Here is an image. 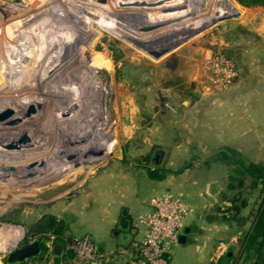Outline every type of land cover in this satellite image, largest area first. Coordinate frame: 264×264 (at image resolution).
<instances>
[{"label": "rangeland", "instance_id": "374dc122", "mask_svg": "<svg viewBox=\"0 0 264 264\" xmlns=\"http://www.w3.org/2000/svg\"><path fill=\"white\" fill-rule=\"evenodd\" d=\"M77 1L83 0H0V129H8L6 133H0L1 172L15 176L22 175V170L37 167L40 168L38 171L44 172L40 166L47 165L44 162H48V158L39 155H44L47 151L35 146L33 149H25L27 145L22 146V142L40 143L45 148L53 145L52 147L59 149L63 144L71 143V136H74L75 131L89 128L92 137L84 138L87 143L85 147L82 143L76 146L82 151L79 156L72 158L70 155L68 162L64 161L63 156L51 157L49 163L56 167L59 165L53 172L37 175L35 178L30 175L15 176V180L7 177L9 175L0 178V264H6V256L10 251L33 240L39 241L45 250H49L54 239L52 231L45 238L38 232L44 220L48 217L67 220L74 213L81 220L85 219L86 212L83 208H91L90 201L87 200L91 194V184L100 182L98 179L115 165L138 173H144L147 167L152 166L147 158H142L147 150V133L153 131L158 123L173 121L176 118L174 108L180 106L183 99L199 97L208 86L216 89L209 80L206 83L198 74L202 67L205 70V63L200 62L202 52L207 49L205 46L209 45L213 37H218V29L226 21L221 19L225 15L234 16L238 11L232 0H187V4L184 0H177V3L176 0L174 3V0H158V5L153 2L149 6L148 3L147 7L153 8L146 9L144 6L145 11H152L154 5L160 6L162 3L166 6L185 5L180 8L183 11L178 9L182 13L187 8L193 10L182 21L177 22L182 24L177 29H165L168 28L167 25L129 31L123 29V33L129 32L123 38L116 31H108L101 23V18L96 20L87 15L80 17V13L75 14L71 6H79ZM93 1L99 6H108V0ZM89 2L86 0L83 5L88 8ZM190 2L195 4L194 7H190ZM135 5L137 7L134 8L139 9L141 1H123L119 11H123L124 6L127 8ZM38 11L46 12L49 18L58 22L57 27L48 17L44 18L45 15L38 16L37 21L33 22L31 19ZM171 12L178 11L167 13ZM149 14L143 13V19H148ZM190 20L193 23L188 22ZM44 22L51 23L39 35L36 27ZM138 31H142V36L145 37L143 42H138L133 37ZM55 33V39L48 40V35ZM9 40L14 42L10 43ZM213 52L212 55L217 53ZM67 55L71 57L67 59L68 63L67 60L65 63L60 61V66H56L58 68L49 69V59L57 61ZM72 67L77 68L73 70ZM64 70L70 71L66 78L61 73ZM85 71L98 79L96 81L100 82L102 92L89 89L86 81L88 76L81 75ZM33 95L44 99L42 102L38 99L30 100L35 98ZM93 97L98 102L94 103L95 106L99 105L92 106L94 110L88 107L93 102ZM66 99L73 106L66 104ZM60 102H63L61 108L57 106ZM17 108H23L20 114H17ZM65 108L70 109V112L64 114ZM98 114L103 115L106 122L95 120L90 123V117L98 119ZM24 116L25 119L32 116H37L38 119H30L32 123L25 121L26 125H22L20 119ZM102 125L105 126L101 133L98 128ZM16 126H23L21 129H25L12 131L11 128L19 130ZM22 133H27V138H22ZM61 135L71 139L64 143L56 140ZM77 139L82 140H75ZM12 144L15 145L13 149L9 147ZM2 147L10 148L15 154L31 150V154L26 153V162L37 165H29L22 160L17 165V161L12 163V160L4 158ZM49 152L50 150L47 154ZM227 155L232 157L229 159L232 165L228 167V176L234 169L247 170L239 166L237 160L243 161L245 166L249 162L231 152ZM18 156L21 158L23 154ZM13 159L16 160L17 157ZM6 160L9 163L7 166L3 164ZM225 160L228 161L227 158ZM16 171L20 173L15 174ZM241 177V184L238 183V178L234 181L229 179L232 187L225 197L230 205L219 211V216L225 219L224 225L229 227V233L236 237L234 248L227 250L230 237L222 238L217 243L224 247H219L218 252L213 249L210 264H264L262 239L249 246L251 239L253 242V234L250 233L254 218L264 198V169L258 171L253 168L250 174L243 173ZM67 206H71L72 210ZM19 229L22 230V236L14 243L13 234ZM75 232L77 230L72 228L70 235H76ZM260 242L262 247H256ZM258 251L262 256L257 255ZM197 256L194 249L181 250L173 256V264H202L198 262ZM224 257L227 259L223 260Z\"/></svg>", "mask_w": 264, "mask_h": 264}, {"label": "crops", "instance_id": "0c3cea01", "mask_svg": "<svg viewBox=\"0 0 264 264\" xmlns=\"http://www.w3.org/2000/svg\"><path fill=\"white\" fill-rule=\"evenodd\" d=\"M232 1L238 8L236 17L220 25L218 37L205 46L200 62L205 63L213 51L222 52L235 63L234 81L218 91L208 86L199 97L183 99L174 108L172 123H158L147 133L142 158L152 166L144 173L115 165L100 182L92 183L87 198L91 208H83L85 219L76 213L67 220L55 217L65 229L52 235L50 249L40 252V263L45 257L51 261L59 257L60 264H72L66 242L88 235L105 253L106 264H134L136 247L145 234L134 219L150 211L151 198L164 192L179 196L189 208L183 231L194 228L184 244L171 248L169 264L185 249H194L199 263L210 264L213 249L218 252L223 245L217 242L225 237H230L226 249L234 248L236 237L219 216L230 205L225 196L232 187L221 157L234 151L245 162L264 165V6L244 7ZM198 74L208 82L203 67ZM122 211L129 222L125 231L118 227ZM72 228L76 235H70ZM29 260L21 264H33Z\"/></svg>", "mask_w": 264, "mask_h": 264}, {"label": "bare ground", "instance_id": "6f19581e", "mask_svg": "<svg viewBox=\"0 0 264 264\" xmlns=\"http://www.w3.org/2000/svg\"><path fill=\"white\" fill-rule=\"evenodd\" d=\"M87 1H90L89 2V7L88 8H86L83 4L84 3H86V0H83L82 2L81 1H77V5H79V6H74V4L71 6V7H73L72 9V11H74L75 12V14H79L80 13V17H81V15L83 16V17H85V15H87L88 16V18H91V19H100L101 18V20H102V22L101 23H103V25H104V27H106V29H108V31L111 29V30H113V31H116V33H119L120 34V36H123V38H126V36H127V34H129V32H124L123 33V29H128V31H129V29L131 30V29H136V28H149V27H161V26H165V25H167V27L168 28H165V29H177V27H179V26H181L182 24H180V23H177V22H179V21H182L183 20V18L184 17H186L187 15L186 14H191L192 13V10L189 8H187L186 9V11H184L183 13H182V9H180V8H183V7H185V5H183L182 7L181 6H179L180 4H176V5H168V6H166L165 4L163 5V3L160 5V6H157L158 5V0L157 1H153V0H108V6H106V7H103V6H99V5H97V4H95L94 2L95 1H93V0H87ZM123 1H125V3H130V2H139V1H141V4H142V6L140 7L139 6V9L138 8H134V7H137L136 5L135 6H127V8H125V6H124V8H123V11H119V8L121 7L120 5H121V2L123 3ZM159 1H161V0H159ZM165 0H163L162 2H164ZM178 1H180V0H178ZM182 1V0H181ZM192 1V0H191ZM157 3V5H154V9L152 10V11H148L150 14H149V16H148V19H146L145 20V18L143 19V13L145 14V13H148L147 11H145V9H144V6H146V9H148V8H153V7H147V5H149L148 3H150V5L149 6H151V4L152 3ZM168 2V1H167ZM175 2V0L173 1V3ZM184 2H186V4H187V0H184ZM183 2V3H184ZM193 2V1H192ZM196 2V1H195ZM198 2V1H197ZM68 3V2H67ZM88 3V2H87ZM153 3V4H154ZM161 3V2H160ZM159 3V4H160ZM166 3V2H165ZM176 3H177V0H176ZM152 4V5H153ZM169 4H171V2L169 3ZM190 4H191V2H190ZM189 4V5H190ZM101 5H104L102 2H101ZM189 5H187V7L189 6ZM192 5L193 4H191V6L190 7H192ZM195 5V4H194ZM194 5H193V7H194ZM120 6V7H119ZM155 6H157L156 8H155ZM129 7H131V8H129ZM76 9V10H75ZM122 9V8H121ZM178 9H180V10H182V11H180L179 12V10ZM172 10H176V11H178V12H175V13H167V12H169V11H172ZM73 12V13H74ZM166 12V13H165ZM174 12V11H173ZM41 15H45L44 16V18H49V16H48V14L46 13V12H44V11H38V12H36V13H34V15H33V18L34 17H36L34 20H33V18L31 19L33 22H36L37 21V19L39 18L38 16H41ZM150 17V18H149ZM51 21H53V25L54 26H56L57 24H58V22H55V20L54 19H52L51 17L49 18ZM48 19V20H49ZM79 19V18H78ZM173 19V20H172ZM196 19V18H195ZM57 20V19H56ZM197 20V19H196ZM192 21H193V19H192ZM195 21V20H194ZM24 22H27V21H24ZM97 22V21H96ZM188 22H191V20L190 21H188ZM187 22V23H188ZM49 23H51V22H44V23H42V24H40V26H38V27H36V33L37 34H39L40 35V33H41V31H42V29L43 28H46L47 29V25L49 24ZM191 23H193V22H191ZM188 25V24H187ZM52 26V25H51ZM183 26H186V24H184ZM49 27H50V25H49ZM57 27V26H56ZM100 28V27H99ZM181 28V27H180ZM49 29H51V28H49ZM105 29V28H104ZM110 30V31H111ZM107 31V30H106ZM55 32V31H54ZM142 31H138V32H136V33H134V35H133V37L135 38V40H137L138 42H143V40H145V37L144 36H142V33H141ZM123 33V34H122ZM55 37H56V33H55V35H53L52 34V36H49L48 35V40H51V39H55ZM9 42L10 43H12V42H14V40L11 42L10 40H9ZM62 57H64V59H60V58H58L57 59V61H52V59H49L50 60V66H49V69L51 70L52 68L51 67H54L53 68V70L54 69H56V68H58V67H56L57 65H59L60 63H58V62H63V63H65L66 62V60L67 59H70L71 57H70V55H67V56H62ZM60 59V60H59ZM67 63H68V60H67ZM60 66V65H59ZM73 68V70H76V68L77 67H72ZM69 71V70H68ZM67 70H64V71H62L61 73L63 74V75H65L64 76V78H66L67 76H68V73H70V71L68 72ZM52 72V71H51ZM64 72V73H63ZM81 75H83L84 77L87 75L88 76V78L86 79V81H87V85H88V87H89V89H91V90H94L95 89V91L96 92H102L101 91V86H99L100 85V82L98 83L96 80H98V79H96L95 77H94V75L93 74H90L89 75V73H88V71H85L84 73H82ZM66 81V80H65ZM66 83V82H65ZM30 93V92H29ZM32 93V92H31ZM31 97V96H30ZM33 97H35V98H33V99H30V100H36V99H38L39 101H41L42 102V100L44 99L42 96H39V97H37V96H35V95H33ZM94 98V97H93ZM96 98V97H95ZM92 99L93 100V102L92 103H89V105H88V107H90L91 109H93L94 110V106H95V104H98V102H97V100L96 99ZM37 100V101H38ZM38 101V102H39ZM30 102V101H29ZM65 103L66 104H69V105H71V103L70 102H68L67 101V99H66V101H65ZM95 103V104H94ZM63 104V102H60L59 103V105H57L58 107H60L61 108V105ZM101 104V103H100ZM71 106H73V105H71ZM93 106V107H92ZM99 106V105H98ZM98 106H95V107H98ZM19 108V107H18ZM17 108V110H18V112L19 113H17V114H20L21 112H22V110L21 109H23V108H21V109H18ZM89 108V110H91ZM74 109V108H73ZM16 110V111H17ZM70 109H67V108H65V111L63 112L64 114H65V112H68ZM82 110V109H81ZM84 110V109H83ZM100 110H101V107H100ZM15 110H14V112H16ZM70 112V111H69ZM73 112V111H72ZM95 112V111H94ZM39 113V112H38ZM42 113V112H41ZM62 113V114H63ZM78 113V112H77ZM76 113V114H77ZM82 113V112H81ZM16 114V113H15ZM23 114V113H22ZM36 114V113H35ZM75 114V115H76ZM92 114L94 115V113L92 112ZM32 115H34V114H32ZM38 115V114H37ZM40 115V114H39ZM42 115V114H41ZM80 115V114H79ZM14 116V115H13ZM98 116H100V117H98ZM98 119H96V117H90V123L91 122H95V120H104V122H106L105 121V118L103 117V115L101 116V115H99L98 114ZM12 117V116H11ZM41 117V116H40ZM37 118V116H32V117H30V118H26L25 119V116L23 117V118H21L20 120L23 122H21L22 123V125H26V124H24V122L26 121H30L31 123H32V121L30 120V119H36ZM42 118V117H41ZM38 119V118H37ZM36 119V120H37ZM20 120H18V122L20 121ZM35 120V121H36ZM35 121H33V122H35ZM25 122V123H26ZM14 123V122H13ZM21 123H20V125H21ZM100 123V122H99ZM19 124V123H18ZM17 124V125H18ZM30 124V123H29ZM93 125V124H92ZM28 126V125H27ZM103 126H105V125H102V126H100L98 129L101 131V133L104 131L103 130ZM15 127V126H14ZM16 127H18V126H16ZM21 127H23V126H21ZM21 127L19 126L18 128H19V130H15V129H13V128H11V130L12 131H24L23 129H25V127L24 128H22L21 129ZM88 130H90L89 128H87ZM88 130H84V129H81V130H78V132L77 131H75L74 133V136H71V138L73 139V138H81L82 140H83V142H82V140H80V141H78L79 139H77V140H75V139H71L70 137H67V138H65L64 137V135H61L60 137H57L56 138V140H58V141H63V143H64V141L65 140H68V139H71V143L69 144H63L59 149H57V148H55V147H52V146H50L49 148H48V146H47V148H45V147H43V146H41L42 144H40V143H35V144H32L30 141H27V143H25V142H22L21 143V145L23 146L24 144H26L27 145V147H25V149L26 148H30V149H33V147L35 146V147H39V148H42V150H46L47 152L50 150V152L47 154V152L44 154V155H39V156H45V157H47L48 158V160H47V158H46V160L48 161V162H44V163H48L47 165H43V166H40L41 167V169H42V171H44L43 173H41V171H38V170H40V168H36V169H31V170H22L21 172H22V175H15V174H19L20 173V171H16V173L14 174L15 176H17V177H23V176H32V177H36L37 175L39 176V175H43V174H46L47 172L48 173H50V172H53V171H55L56 170V168H58L59 167V165L56 167V165H52L51 163H49V161H50V158L51 157H53V156H55L56 155V158H59V157H61V156H63L62 158H64V161H70V160H68L69 158H70V155H72V158L74 157V156H77L78 154H80L79 152H81L82 150H81V148H79V147H76V146H80V144L82 143L83 145H84V147L87 145V143L86 142H84L85 141V139L86 138H88L89 139V137H91V133L88 131ZM8 131V129H5V131L3 130V129H0V133H2V132H7ZM10 131V130H9ZM12 131H10V132H12ZM87 131V132H86ZM18 135V134H17ZM102 135V134H101ZM22 138H27V136H28V134L27 133H22ZM19 137V136H18ZM85 138V139H84ZM92 138V137H91ZM54 141V140H53ZM68 142V141H67ZM51 143V142H50ZM45 145V144H44ZM57 145V144H56ZM55 145V146H56ZM19 146V143H17L16 144V147H18ZM21 146V147H22ZM29 146V147H28ZM11 149H13V147H15V145L14 144H12V146L10 145L9 146ZM21 147H19V149H22ZM6 149V147H2V149H1V153H3L4 152V154H3V156L5 155V157L4 158H7V159H9V160H12V163H14L15 161H17V163H15L16 165L17 164H19L18 163V161L19 160H22V162H26V161H28V158H26L25 156H26V153H27V155H28V153H30L31 154V150L30 151H27V152H25V151H23L22 150V152H20V153H18V154H15V152H13V151H11V149ZM39 148H36V149H39ZM84 149V148H83ZM34 151V150H33ZM35 151H37V150H35ZM23 154V158L21 157H19L18 155H22ZM62 154V155H61ZM68 154L69 156H66V155ZM49 155H51V156H49ZM38 156V157H39ZM58 156V157H57ZM79 156V155H78ZM13 157H17V159L15 160V159H13ZM19 157V158H18ZM44 157V158H45ZM44 158H42V160L44 159ZM55 158V157H54ZM66 158H67V160H66ZM34 160H35V158H33ZM41 160V159H40ZM8 162V160H6V161H4L3 162V164L5 165V166H7L9 163H7ZM26 163H28L29 165H37V164H32V163H30V162H26ZM66 163V162H65ZM11 164V163H10ZM21 165V164H20ZM3 166V165H2ZM0 168H1V166H0ZM17 169V168H16ZM18 170V169H17ZM41 173V174H40ZM7 175H9V174H6V173H2L1 172V170H0V178H3V177H5V176H7ZM15 176H13L12 174H10L9 176H7V177H12V178H14ZM37 176V177H38ZM14 180H15V178H14ZM1 184V183H0ZM14 236V243H16L17 241H19V239L21 238V236H22V230H17V232H15V234H13Z\"/></svg>", "mask_w": 264, "mask_h": 264}, {"label": "built area", "instance_id": "2783aa9c", "mask_svg": "<svg viewBox=\"0 0 264 264\" xmlns=\"http://www.w3.org/2000/svg\"><path fill=\"white\" fill-rule=\"evenodd\" d=\"M208 80L216 89L228 87L236 77L233 60L221 52L211 55L204 66ZM150 211L135 217L134 223L145 229L136 247L134 264H169V253L177 245L189 208L177 195L164 192L150 200ZM72 264H106V255L90 236L73 237L66 242ZM40 264H53L47 257Z\"/></svg>", "mask_w": 264, "mask_h": 264}, {"label": "trees", "instance_id": "16d2710c", "mask_svg": "<svg viewBox=\"0 0 264 264\" xmlns=\"http://www.w3.org/2000/svg\"><path fill=\"white\" fill-rule=\"evenodd\" d=\"M236 2H238L240 5L244 6V7H256V6H264V0H235ZM231 153H233V155L235 156H238L234 151H229ZM228 153V152H227ZM227 153H223L222 157H221V160L228 166V167H231L230 164L232 165L231 161L229 159H232V157L230 158ZM229 157V158H228ZM228 159L225 160V159ZM227 161V162H226ZM237 164L241 167H244V168H247V170L243 169V171L241 170H230L231 171V175L228 176V179H230V181H234L238 178V183L241 184V180H242V175L243 173H251V171L253 170V168L258 169V171H261L264 169V166L260 165V164H248V165H244V162L243 161H240L239 159L237 160ZM260 207H258V211H257V214L254 218V225L252 226V231L250 233V235L253 234V242H252V239L251 241L249 242V246L250 244H256V241L257 240H260L262 239L263 241V244H264V198L262 200V203H260L259 205ZM64 224L62 221H57L54 217H48V219L46 218L44 220V223L43 225L41 226V228H39V231L38 232H41V237L42 238H45V233L47 230H50L52 231L53 234H61L64 232ZM41 239V238H40ZM39 242V241H38ZM39 245H40V248H41V251H44L45 247L43 244H41L39 242ZM264 246V245H263ZM256 247L260 248L262 247V243H258V246L256 245ZM260 251V250H259ZM257 253V255L260 257L262 256L261 252ZM40 254L35 257V258H32L30 259L31 261H33V264H40V260L41 258H39ZM227 258L224 257L223 260H226ZM29 260V261H30ZM260 264V263H259Z\"/></svg>", "mask_w": 264, "mask_h": 264}, {"label": "water", "instance_id": "95a60500", "mask_svg": "<svg viewBox=\"0 0 264 264\" xmlns=\"http://www.w3.org/2000/svg\"><path fill=\"white\" fill-rule=\"evenodd\" d=\"M237 3V2H236ZM238 4V3H237ZM234 16L230 17L225 15L221 20H229L230 18H235L236 14H233ZM126 212L122 211L121 218L118 221V227L125 231L128 229L129 222L125 219ZM193 227H188L184 229L183 233L180 234L178 238V244H184L186 239V234L189 231H193ZM41 252V248L39 245V242L37 240H33L23 246H20L18 248L13 249L8 253L6 256V264H21L25 261L37 257ZM53 264H60L59 257H54L52 260Z\"/></svg>", "mask_w": 264, "mask_h": 264}]
</instances>
